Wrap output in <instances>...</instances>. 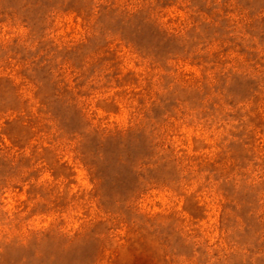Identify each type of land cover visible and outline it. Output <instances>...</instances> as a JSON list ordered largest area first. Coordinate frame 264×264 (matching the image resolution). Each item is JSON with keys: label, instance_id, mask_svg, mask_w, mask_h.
<instances>
[{"label": "rangeland", "instance_id": "rangeland-1", "mask_svg": "<svg viewBox=\"0 0 264 264\" xmlns=\"http://www.w3.org/2000/svg\"><path fill=\"white\" fill-rule=\"evenodd\" d=\"M0 264H264V0H0Z\"/></svg>", "mask_w": 264, "mask_h": 264}]
</instances>
